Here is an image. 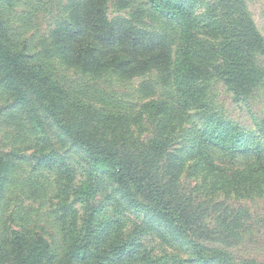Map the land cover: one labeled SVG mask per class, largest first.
Listing matches in <instances>:
<instances>
[{
	"label": "rangeland",
	"instance_id": "rangeland-1",
	"mask_svg": "<svg viewBox=\"0 0 264 264\" xmlns=\"http://www.w3.org/2000/svg\"><path fill=\"white\" fill-rule=\"evenodd\" d=\"M88 1L82 2L85 32L74 40L72 49L97 46L103 56L117 54L130 59L133 65H140L149 55L147 49L126 45L104 47L92 37L87 19ZM121 1L108 0L103 7L104 16L160 35L173 57L180 40L179 25L152 11L146 0H126L125 7L118 6ZM180 2L195 13L200 25L214 15L210 14L211 8L217 10L215 15L222 8L212 0ZM239 2V12L247 15L264 44V0ZM67 3L68 0H1L0 44L22 54L32 66L53 77L68 96L104 116L99 119L95 112H86L95 128L88 129L90 137L107 146L118 139L123 143L151 139L160 118L168 111L161 108L147 111L145 121L129 126L126 125L131 120L122 121L116 114H133L141 104L151 100H159L175 112L171 70L148 66L135 76L112 70L102 75H88L79 65L65 64L51 42V33L57 25L70 20ZM220 33L208 28L198 30V36L203 39ZM253 68L257 76L262 74L263 85L252 86L253 90L240 101L215 72L209 73L197 83L201 90L198 104L187 111L179 109L180 115L186 112V119L178 118L176 122L184 121L192 130V125L200 128L208 117L214 116L217 121L231 123L236 131H243V152L251 150L252 143L264 146V54H254ZM27 97V102L18 107L0 83V158L8 153L16 155L11 157L15 166L0 206V236L4 243L11 239L13 232L43 241L45 258L47 262L52 260L49 264H264V179L234 182L230 191L222 188L225 177H239L240 170L246 171L244 176H251L256 169L253 160L257 163V159L211 146L205 153L210 154L219 170L197 169L195 160H189L184 166L180 181L187 193L185 196L193 198L187 201L189 208L202 206L207 210L204 225L208 232L192 227L189 233L202 248L204 258L200 260L190 242L176 234L174 226L153 215L155 208L148 206L149 202L138 189L123 188L113 182L110 174L96 173L87 155L54 125L34 95ZM246 140L252 143L246 144ZM135 144L125 145L126 149L132 151ZM188 146L187 137L179 138L177 134L168 155L185 154ZM34 154L42 168L36 165ZM247 182L250 187L255 182L256 187L247 188ZM86 187L91 188L89 196L76 199L74 195ZM224 191L231 194L226 195ZM230 219L234 221L233 226L229 225ZM83 236L84 251H79L74 258L70 254L72 242ZM88 238L90 244L85 247ZM212 255L218 260L207 261Z\"/></svg>",
	"mask_w": 264,
	"mask_h": 264
},
{
	"label": "trees",
	"instance_id": "trees-1",
	"mask_svg": "<svg viewBox=\"0 0 264 264\" xmlns=\"http://www.w3.org/2000/svg\"><path fill=\"white\" fill-rule=\"evenodd\" d=\"M107 1H88L87 19L90 20L92 37L104 47L126 45L130 48L147 49L149 55L142 59L140 65H133L130 59L117 54L103 56L97 46L86 45L72 49L74 40L85 32L83 0H68L70 20L56 26L51 33V42L65 64L79 65L81 71L88 75H102L112 70L135 76L144 69L143 67L148 66L170 69L171 83L176 95L173 106L175 112L166 108L163 102L151 100L141 104L139 110L133 114H116L122 121L131 120L126 125L129 126L145 121L144 113L147 111L149 113L156 108L168 111L160 118L156 125V133L151 139H146L143 143L135 139L123 143L118 139L112 146H107V143H101L93 136L90 137L88 129L92 126L86 112H95L99 119H104V116L101 117L100 113L90 105L68 96L69 93L62 90L48 73H44L39 69L40 67L32 66L22 54L13 53L1 44L0 83L18 107H22L27 102L29 94L34 95L54 125L87 155L90 166L96 173L110 174L113 182L123 188L128 186L138 189L149 202L148 206L151 209L155 208L152 209L153 215L167 220L170 226H174L176 234H179L182 240L190 242L192 249L195 250V256L203 260L202 248L191 239L189 233L192 227L208 232L204 225L206 218L204 211L207 210L202 206L189 208L190 203L187 201L191 202L190 199L193 198L189 199L185 196L187 193L182 189L180 181L184 166L189 160H195V165H199L197 169L208 172L219 170L211 160L210 154L205 153L211 146L223 147L227 152L243 155L247 159H257V163L253 160V165L259 170L255 171V169L251 176H244L246 171L240 170L239 177L234 178L233 175L225 177L226 182L222 188L230 191L229 187L235 185L234 182L264 179V146L246 140V144L252 143L253 146L251 150L245 149L247 151L243 152L244 133L240 129L236 131L231 123L217 121L214 116L212 118L210 116L200 128L199 125H192L194 128L191 130L184 121L176 122L178 118L186 119V112L180 115L178 111L179 109L187 111L198 104L201 90L197 83L211 72H215L219 80L234 92L238 101L248 95L255 84L263 85L262 74L257 76V71L253 68L254 54L256 52L264 54L262 38L247 15L239 12V0H212L213 4L221 5L222 8L216 15L217 10L211 8L210 14L214 15L204 25H200L195 13L183 6L180 0H146L152 11L168 21L176 22L180 27V40L172 57L167 43L160 35L149 34L132 27L128 22L113 21L104 16L103 7ZM126 2L128 1L123 0L118 6L125 7ZM202 28L221 33L203 39L198 36V30ZM92 128L94 131L95 128ZM177 134L179 138L187 137L188 150L185 154L168 155V149L172 144L174 145ZM130 144H135L132 151L126 149ZM12 156L16 155L8 153L5 157H1L5 159L9 157L10 161L0 158V206L15 166L11 161ZM36 157V154L32 155L38 168H42ZM46 162L53 163L52 160ZM160 176L162 179L158 181ZM220 177L222 179V176ZM255 185L254 182V186L250 187L251 184L246 183L247 188L256 187ZM90 189V187L83 188L74 195L75 198H87ZM227 191L224 193L230 195L231 193ZM233 222V219H230L229 225L233 226ZM228 234H231L230 231ZM83 238L84 236L79 241L72 242L70 254L74 258L79 251H84ZM35 240L34 237L20 236L13 232L11 239L4 243L0 236V264L51 263V259L47 262L45 258L44 242ZM88 242L90 244V238L86 240L85 247ZM227 258L232 261L230 256L227 255ZM206 260L216 261L218 257L212 255Z\"/></svg>",
	"mask_w": 264,
	"mask_h": 264
}]
</instances>
